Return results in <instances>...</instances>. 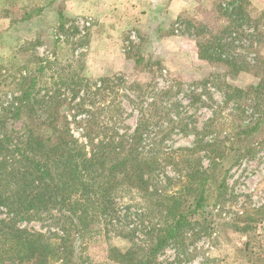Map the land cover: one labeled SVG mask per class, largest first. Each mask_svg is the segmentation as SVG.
Listing matches in <instances>:
<instances>
[{
    "label": "rangeland",
    "instance_id": "1",
    "mask_svg": "<svg viewBox=\"0 0 264 264\" xmlns=\"http://www.w3.org/2000/svg\"><path fill=\"white\" fill-rule=\"evenodd\" d=\"M75 2L0 0V15L8 18V25H0V105L18 96L22 77L37 74L39 60L54 62L53 69L43 71L42 80L50 82V74L82 52L79 62L66 67L67 77L72 70L90 81L115 79L116 86L108 89L105 97L95 94L94 88L93 93L83 97L82 92L75 95L66 85L48 84L51 90L58 91L59 100H64L74 137L89 146L74 118H88L104 126L114 122L118 128L115 140L127 138L124 133H131L140 117L136 96L145 92L150 83L155 92L169 88L162 96L164 108L151 117L155 121L150 127V136L158 141L162 163L157 176L159 192L180 191L186 166L181 164L182 153L177 149L193 146L198 137L195 130L203 131L204 140L211 143L216 154H222L223 162L215 170L214 179L227 173L224 188L219 190L213 181L205 207L189 217L191 223L183 242L170 243L159 253L158 264H264V124L251 137L239 134L242 126L256 118L255 104H264V98L245 92L249 84L264 78V22H257L264 9L252 11L250 1L244 0L240 2L241 15H225L218 9L202 17L187 14L173 28L196 42L158 44L151 34L122 23L126 21L122 15L109 17L106 10L99 12L95 8L85 11ZM238 16L241 21L235 20ZM110 28L118 30L116 39ZM108 34L114 40L108 42L104 37ZM75 42L84 44L76 48ZM207 46L210 59L201 58L199 53H205ZM138 52L144 60L136 66L134 57ZM222 58L231 59L233 68ZM236 65L243 69L236 71ZM229 85L244 92L236 93ZM106 128L95 132L93 138L110 134ZM248 146L254 147V155L241 156ZM199 150L196 155L201 157L200 164L207 167L211 155ZM117 193L118 226L133 231V240L145 239L160 218L155 201L124 187ZM20 226L53 231L50 220ZM2 241L0 235V247ZM81 242L82 264H118L107 259L109 241L98 225ZM110 242L119 247L129 245L118 237H112Z\"/></svg>",
    "mask_w": 264,
    "mask_h": 264
},
{
    "label": "trees",
    "instance_id": "2",
    "mask_svg": "<svg viewBox=\"0 0 264 264\" xmlns=\"http://www.w3.org/2000/svg\"><path fill=\"white\" fill-rule=\"evenodd\" d=\"M242 1L223 2L217 6L218 11L241 15ZM235 20L242 18L238 16ZM260 20L264 22V11L257 22ZM173 29H159L157 35L161 38L172 34ZM75 43L76 48L84 44ZM205 49L207 53L200 49L199 56L210 59V46ZM82 55L78 52L73 61L50 74V82L42 80L43 71L53 69L54 62L39 60L37 74L22 77L18 96L11 103L0 105V214L4 215L0 218V235L4 239L0 264H82L79 250L82 238L97 225L109 241L108 260L118 264H158L159 253L170 243L183 242L191 223L189 217L205 207L213 181L218 183L219 190L224 188L227 172L221 179L213 176L222 165V154H216L211 143L204 140L203 131L195 130L198 137L193 146L177 149L182 153L181 164L186 166L180 191L159 192L157 176L162 163L158 157V141L150 136V127L155 121L151 117L164 108L162 96L169 88L155 92L150 83L145 92L136 96L140 117L132 132L124 133L127 138L121 136L115 140L118 128L114 122L112 126H104L88 118H74L89 146L78 142L70 128L69 116L64 112V100H59L60 94L51 90L48 83L58 87L66 85L75 95L82 92L83 97L89 92L105 97L106 91L116 86L115 79L102 77L90 81L78 71L70 70L67 77L66 67L79 62ZM222 59L232 68L235 65L231 59ZM143 60L140 52L134 57L136 66ZM235 68L236 71L243 69L237 65ZM130 87L135 88L137 84ZM228 88L239 94L244 92L231 85ZM245 92L264 98V78L249 84ZM255 105L256 118L242 126L239 134L251 137L263 126L264 104ZM106 127L110 134L106 132L99 139L93 138L95 132L101 133ZM251 146L240 155L252 157L255 149ZM199 149L211 155L207 167L200 164L201 157L196 155ZM121 187L155 201L160 218L145 239L133 240V231L118 226L120 211L116 199ZM188 195L191 197L187 198ZM35 220H50L53 231L20 226ZM112 237L127 240L129 245L119 247L110 242Z\"/></svg>",
    "mask_w": 264,
    "mask_h": 264
},
{
    "label": "crops",
    "instance_id": "3",
    "mask_svg": "<svg viewBox=\"0 0 264 264\" xmlns=\"http://www.w3.org/2000/svg\"><path fill=\"white\" fill-rule=\"evenodd\" d=\"M239 0H76V7L80 9L95 8L99 12L106 10V15H122L130 27H137L140 32L148 33L154 36V42L158 44H173V42H196L192 37L182 36L181 33L173 29L172 34H167L161 38L158 37L159 29L166 30L174 27L178 20L184 15H211L217 11V5L223 2H238ZM252 11H261L264 9V0H249ZM1 12V11H0ZM255 13V12H254ZM2 14V13H1ZM8 18L0 15V25L7 24ZM8 25V24H7ZM111 29V28H110ZM124 29V28H121ZM114 39L117 38V29H111ZM109 30V31H111ZM106 34V33H105ZM107 35V34H106ZM105 39L110 42L114 40L111 35ZM98 39L101 36L97 33Z\"/></svg>",
    "mask_w": 264,
    "mask_h": 264
},
{
    "label": "built area",
    "instance_id": "4",
    "mask_svg": "<svg viewBox=\"0 0 264 264\" xmlns=\"http://www.w3.org/2000/svg\"><path fill=\"white\" fill-rule=\"evenodd\" d=\"M224 6H225V4H224ZM177 30V29H176Z\"/></svg>",
    "mask_w": 264,
    "mask_h": 264
}]
</instances>
